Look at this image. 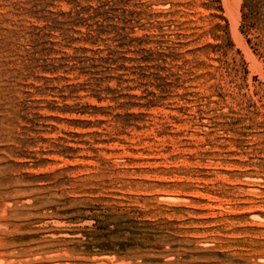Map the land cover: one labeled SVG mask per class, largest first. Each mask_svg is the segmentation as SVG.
<instances>
[{
	"label": "rangeland",
	"instance_id": "1",
	"mask_svg": "<svg viewBox=\"0 0 264 264\" xmlns=\"http://www.w3.org/2000/svg\"><path fill=\"white\" fill-rule=\"evenodd\" d=\"M0 264H264V0H0Z\"/></svg>",
	"mask_w": 264,
	"mask_h": 264
}]
</instances>
